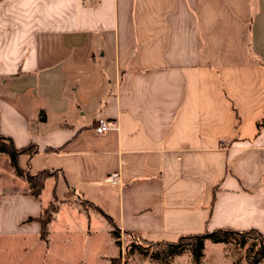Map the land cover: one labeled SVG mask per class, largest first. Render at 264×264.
Segmentation results:
<instances>
[{"label":"crops","instance_id":"0c3cea01","mask_svg":"<svg viewBox=\"0 0 264 264\" xmlns=\"http://www.w3.org/2000/svg\"><path fill=\"white\" fill-rule=\"evenodd\" d=\"M0 135L37 146L24 172L55 171L36 196L0 150V264H163L121 243L264 236V0H0ZM209 241L170 264H234Z\"/></svg>","mask_w":264,"mask_h":264},{"label":"trees","instance_id":"16d2710c","mask_svg":"<svg viewBox=\"0 0 264 264\" xmlns=\"http://www.w3.org/2000/svg\"><path fill=\"white\" fill-rule=\"evenodd\" d=\"M0 150L1 152L7 153L11 156L18 173L26 177L30 182L32 186V194L39 196L45 186V181L47 178L52 176L55 171L42 170L36 174H30L28 172H24L18 163V159L21 154H29L32 156L33 154L37 153V146L32 144L24 148H18L10 137L0 135ZM58 202L59 199L55 195L54 201L44 209L42 216L39 218L42 225L41 237L43 239H47L49 224L54 217V213L58 209ZM81 202L83 205H93L92 202L82 198ZM107 217L111 222H113L109 216ZM114 233L118 238L121 236V232L117 228H115ZM133 236H135L136 240H139V243L132 244V246H136V248H138L144 254L150 253L155 260H159L163 264H170V258L182 254L186 250H190L192 252L196 263H200L204 257L205 241L207 239L218 243L225 242L230 237H238L241 243H246L247 239L250 237H254L256 240L259 239L260 242H262L263 246H261L260 250H257L256 253H254L255 251L250 250L249 254H247V260L249 264H258L259 261L264 257V236L255 230L239 232L228 228H218L214 231L203 234L182 236L176 242L159 243L148 242L144 239H141L140 237H137L136 235ZM126 264H129L128 260L126 261Z\"/></svg>","mask_w":264,"mask_h":264},{"label":"rangeland","instance_id":"374dc122","mask_svg":"<svg viewBox=\"0 0 264 264\" xmlns=\"http://www.w3.org/2000/svg\"><path fill=\"white\" fill-rule=\"evenodd\" d=\"M87 206V205H85ZM89 206V205H88ZM139 243V240L135 239V236H129L128 239L125 240V249H123L124 252H127L130 248V244L132 243ZM212 241H209V245H212ZM221 246L227 247V255L228 257L234 258V264H249L247 260V254H249L250 250L257 252V250L261 249L262 242H260L259 239H255L254 237H250L247 239L246 243H241L238 237H230L227 241L222 242ZM254 255V254H253ZM252 255V256H253ZM219 256V255H217ZM221 257H225L224 255H221ZM185 258V257H184ZM183 259V258H182ZM141 263L143 262L142 258L140 257ZM192 262V261H191ZM195 262V261H194ZM189 263V262H188ZM264 264V259H261V263Z\"/></svg>","mask_w":264,"mask_h":264},{"label":"built area","instance_id":"2783aa9c","mask_svg":"<svg viewBox=\"0 0 264 264\" xmlns=\"http://www.w3.org/2000/svg\"><path fill=\"white\" fill-rule=\"evenodd\" d=\"M116 123L113 121L108 120L105 117H99L97 119L96 125H95V131L99 134H103L111 130L112 128H115ZM107 180L111 183H119L120 177L118 173H113L108 176Z\"/></svg>","mask_w":264,"mask_h":264}]
</instances>
